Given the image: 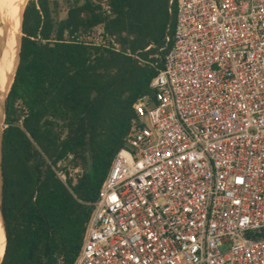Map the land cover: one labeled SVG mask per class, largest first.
I'll list each match as a JSON object with an SVG mask.
<instances>
[{"label": "built area", "instance_id": "obj_1", "mask_svg": "<svg viewBox=\"0 0 264 264\" xmlns=\"http://www.w3.org/2000/svg\"><path fill=\"white\" fill-rule=\"evenodd\" d=\"M169 7L162 67L151 64L73 264H264V0ZM101 25L76 41L118 51Z\"/></svg>", "mask_w": 264, "mask_h": 264}, {"label": "trees", "instance_id": "obj_2", "mask_svg": "<svg viewBox=\"0 0 264 264\" xmlns=\"http://www.w3.org/2000/svg\"><path fill=\"white\" fill-rule=\"evenodd\" d=\"M108 5L112 17L87 1L73 5L63 20L50 0H30L24 9L19 62L5 101L0 264L74 263L93 204L124 145L133 104L149 93L157 74L151 64L162 67L159 50L175 25L169 0ZM101 24L118 51L76 41L81 29ZM69 156L82 164L76 184L63 183L55 172Z\"/></svg>", "mask_w": 264, "mask_h": 264}, {"label": "bare ground", "instance_id": "obj_3", "mask_svg": "<svg viewBox=\"0 0 264 264\" xmlns=\"http://www.w3.org/2000/svg\"><path fill=\"white\" fill-rule=\"evenodd\" d=\"M28 0H0V131L4 115V100L15 76L19 62L21 24ZM0 213V263L6 245Z\"/></svg>", "mask_w": 264, "mask_h": 264}, {"label": "rangeland", "instance_id": "obj_4", "mask_svg": "<svg viewBox=\"0 0 264 264\" xmlns=\"http://www.w3.org/2000/svg\"><path fill=\"white\" fill-rule=\"evenodd\" d=\"M28 1H30V0H28ZM50 1H51L52 11H55L54 16H57L58 20L65 19L68 10L70 8H72V6L75 5V4H77V6H82V5L85 4V2L89 1L90 3H92V5L100 6L101 9H102V7L105 6L108 3V0H50ZM102 28H103L102 25H98L97 27H95L93 29H94L95 32H98V31L102 30ZM93 29L88 30V31H86L84 29H81L75 36L78 37L80 39V41H85L87 32L93 31ZM69 37L70 36L67 33H65V39H69ZM106 37H107V41L108 42H110L111 40L114 41V38H111L108 35ZM21 38H22V36H21ZM91 42L92 43H96V40H92ZM117 48L120 49L119 46ZM7 96H8V94H7ZM7 96L5 97V100H4V108H5V101H6ZM3 120H4V115H3ZM3 128H5V127H3ZM77 164H79L80 166L82 165L79 160H74L73 161L71 158L68 157L67 159H65L60 164V166L58 168L59 171H62L63 173H65L66 177L71 178L73 184H76L77 178L83 172L82 171L83 170L82 167L81 168L76 167ZM1 220H2V218H1ZM1 224H2V227H3V221H2ZM3 230H4V227H3ZM4 251H5V247H4Z\"/></svg>", "mask_w": 264, "mask_h": 264}, {"label": "water", "instance_id": "obj_5", "mask_svg": "<svg viewBox=\"0 0 264 264\" xmlns=\"http://www.w3.org/2000/svg\"><path fill=\"white\" fill-rule=\"evenodd\" d=\"M3 127H5V108H4V120L1 123V131H0V213H1L2 221H3V216H2V191H3V174H2L3 150H2V143H3V130H4ZM3 226H4V223H3Z\"/></svg>", "mask_w": 264, "mask_h": 264}]
</instances>
